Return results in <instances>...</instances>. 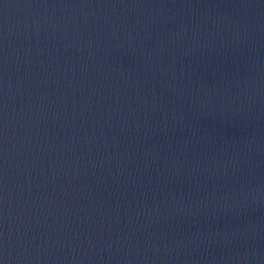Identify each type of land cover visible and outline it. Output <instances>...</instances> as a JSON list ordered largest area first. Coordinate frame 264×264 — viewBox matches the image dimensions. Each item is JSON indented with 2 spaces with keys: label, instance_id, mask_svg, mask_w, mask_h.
I'll return each mask as SVG.
<instances>
[{
  "label": "water",
  "instance_id": "1",
  "mask_svg": "<svg viewBox=\"0 0 264 264\" xmlns=\"http://www.w3.org/2000/svg\"><path fill=\"white\" fill-rule=\"evenodd\" d=\"M0 264H264V0H0Z\"/></svg>",
  "mask_w": 264,
  "mask_h": 264
}]
</instances>
